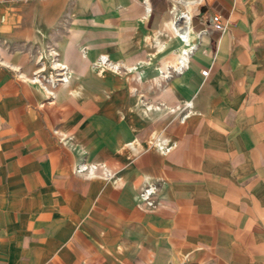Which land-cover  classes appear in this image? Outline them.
Returning a JSON list of instances; mask_svg holds the SVG:
<instances>
[{"label": "crops", "instance_id": "0c3cea01", "mask_svg": "<svg viewBox=\"0 0 264 264\" xmlns=\"http://www.w3.org/2000/svg\"><path fill=\"white\" fill-rule=\"evenodd\" d=\"M0 40V264H264V0H9ZM182 43L195 50L164 79ZM48 48L66 82L9 65L28 74ZM103 55L143 63L161 108Z\"/></svg>", "mask_w": 264, "mask_h": 264}, {"label": "rangeland", "instance_id": "374dc122", "mask_svg": "<svg viewBox=\"0 0 264 264\" xmlns=\"http://www.w3.org/2000/svg\"><path fill=\"white\" fill-rule=\"evenodd\" d=\"M171 41H172L171 38L165 41L163 45L164 52L171 50L172 47L174 46L171 44ZM184 47L187 48L188 45L184 43L181 44V48L178 51V54L176 55L174 60L170 59V60L164 61L163 71L160 69L161 74H163L164 71L166 73L165 75H162L164 79H170L171 77L177 75L183 69L186 68L188 61H189V57L191 53L195 50L194 48L188 51L189 53L186 56L187 58L185 62H183L184 64H183L182 69L178 72L174 71V69H176L177 66L179 65L178 57L181 56V49H183ZM5 49H7V52L11 51L10 50L11 48L8 47L7 43H0V57H1V52H3ZM102 57H104L105 59L103 60ZM1 59L4 60L3 58ZM57 63H60V65H58ZM95 63H96L95 66L98 67L99 69L114 72L117 76H119L117 78H120L122 80L126 78L127 81L131 83V99L139 101L142 107L141 109L143 111H147L148 109H151L152 107L155 108L156 106L161 108L162 105H160V103L157 104L155 102L148 101L145 98V95L142 91V87H144L145 85L149 83L148 77L140 74L141 68L144 67L143 63H135L133 65H130V64H126L123 61L110 60L104 55L99 57V59ZM9 65L21 77H25L29 79L30 81H33L40 85L49 86L50 88L54 87L58 82H62V81H57L52 84L50 81H48L50 77L52 78L55 76V73L57 71V68H56L57 66L65 65V67L63 68L65 70L66 78L67 79L70 78L69 77V65L65 61L59 58L58 53L56 52L54 48L45 49L43 55H40V53H36V59L34 60L33 71H31L28 74L24 73L23 68L21 66L15 67V66H12L11 64ZM52 93L53 92H51V94ZM104 94L106 95V97L108 96L107 93H104ZM136 110H137L136 108H133L132 111H136ZM185 114L186 112H183L181 114V118L185 117ZM59 134L62 140L71 141V137L69 136L68 133L66 134L64 132H61ZM160 144H161V149L163 152L169 151L170 146L165 145L164 143L162 144V142ZM82 165H85L86 168L81 169ZM75 171L76 172H87L91 175L100 174L106 177H108L111 174L110 168L102 161L95 162V161L82 160L75 165Z\"/></svg>", "mask_w": 264, "mask_h": 264}, {"label": "built area", "instance_id": "2783aa9c", "mask_svg": "<svg viewBox=\"0 0 264 264\" xmlns=\"http://www.w3.org/2000/svg\"><path fill=\"white\" fill-rule=\"evenodd\" d=\"M9 0H0L1 2H6ZM208 20L212 23V25L216 28V29H223V25L221 24V22L217 19V17L213 14L208 16ZM0 43L1 40H0ZM192 47H190L187 51H184L181 53V56L178 57V62L179 65L177 66L176 69H174L175 72H178L182 69L183 67V60L185 59V56H187V54L189 53L188 51L191 50ZM62 66V65H61ZM57 71L55 73L54 77H50L48 81H50L52 84L57 82V81H65L66 79V75H65V70L64 68L61 67H56ZM202 73H205V70H202ZM86 168L85 165L81 166V169ZM156 185L155 184H148L145 187H143V189L140 191V196L142 199L146 200L148 203H151V195H153V193L156 190Z\"/></svg>", "mask_w": 264, "mask_h": 264}, {"label": "bare ground", "instance_id": "6f19581e", "mask_svg": "<svg viewBox=\"0 0 264 264\" xmlns=\"http://www.w3.org/2000/svg\"><path fill=\"white\" fill-rule=\"evenodd\" d=\"M176 29H177V31L179 32V35H180V36H185V32L182 31V29L179 28L177 25H176ZM186 58H187V57L185 56V59L183 60L184 62H185ZM183 64H184V63H183Z\"/></svg>", "mask_w": 264, "mask_h": 264}]
</instances>
